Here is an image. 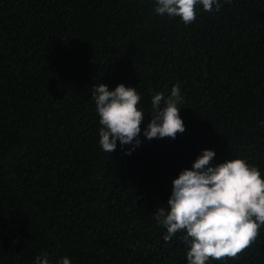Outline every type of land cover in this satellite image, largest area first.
Wrapping results in <instances>:
<instances>
[{"label":"trees","instance_id":"16d2710c","mask_svg":"<svg viewBox=\"0 0 264 264\" xmlns=\"http://www.w3.org/2000/svg\"><path fill=\"white\" fill-rule=\"evenodd\" d=\"M218 2L185 25L155 0H0V264H187L185 233L165 242L152 216L174 178L204 149L264 178V0ZM101 83L139 93V146L102 150ZM177 83L185 131L147 139L152 97ZM206 264H264V225Z\"/></svg>","mask_w":264,"mask_h":264},{"label":"clouds","instance_id":"9594fccd","mask_svg":"<svg viewBox=\"0 0 264 264\" xmlns=\"http://www.w3.org/2000/svg\"><path fill=\"white\" fill-rule=\"evenodd\" d=\"M231 2V0H228ZM205 11H219L218 0H155L154 11L180 17L185 25L196 19V5ZM99 116V144L110 153L116 149L117 140L123 146L140 145L139 134L145 112L137 106L140 95L135 87L123 83L114 89L99 84L92 90ZM183 102L180 84L172 86L171 94L157 92L151 99L153 118L144 130V136L175 139L185 131L178 107ZM163 104L164 107H160ZM134 149H129L131 154ZM216 153L202 150L191 169H184L172 181L167 208L160 206L152 215L166 228L165 242L178 232L188 247L187 264H206L210 259L221 261L235 258L251 246L264 225V178L260 170L250 166L243 158L228 159L213 166ZM36 264H50L47 253L35 258ZM58 264H71L63 257Z\"/></svg>","mask_w":264,"mask_h":264}]
</instances>
